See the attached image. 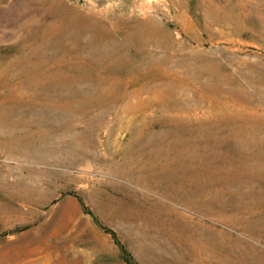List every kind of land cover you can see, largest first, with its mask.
Listing matches in <instances>:
<instances>
[{
  "label": "rangeland",
  "instance_id": "obj_1",
  "mask_svg": "<svg viewBox=\"0 0 264 264\" xmlns=\"http://www.w3.org/2000/svg\"><path fill=\"white\" fill-rule=\"evenodd\" d=\"M0 264H264V0H0Z\"/></svg>",
  "mask_w": 264,
  "mask_h": 264
}]
</instances>
